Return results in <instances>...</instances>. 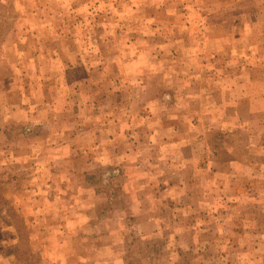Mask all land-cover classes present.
Masks as SVG:
<instances>
[{"label": "rangeland", "instance_id": "1", "mask_svg": "<svg viewBox=\"0 0 264 264\" xmlns=\"http://www.w3.org/2000/svg\"><path fill=\"white\" fill-rule=\"evenodd\" d=\"M0 264H264V0H0Z\"/></svg>", "mask_w": 264, "mask_h": 264}]
</instances>
